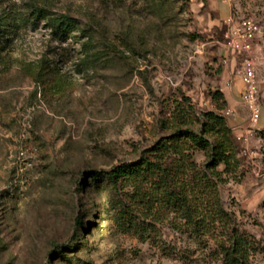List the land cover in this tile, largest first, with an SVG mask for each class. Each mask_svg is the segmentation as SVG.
Segmentation results:
<instances>
[{
    "label": "rangeland",
    "instance_id": "374dc122",
    "mask_svg": "<svg viewBox=\"0 0 264 264\" xmlns=\"http://www.w3.org/2000/svg\"><path fill=\"white\" fill-rule=\"evenodd\" d=\"M41 15L86 30L90 64L87 38L56 37ZM231 17L254 19L264 42V0H0V264H223L221 230L199 238L172 209L148 210L133 184L105 176L197 131L209 112L224 117L238 160L218 185L222 207L254 241L249 263L264 264V49L252 125L244 57L226 58ZM124 208L137 228L122 224Z\"/></svg>",
    "mask_w": 264,
    "mask_h": 264
},
{
    "label": "trees",
    "instance_id": "16d2710c",
    "mask_svg": "<svg viewBox=\"0 0 264 264\" xmlns=\"http://www.w3.org/2000/svg\"><path fill=\"white\" fill-rule=\"evenodd\" d=\"M41 16L47 19L56 37L83 34L87 41L82 44V65L91 62L92 44L86 30L67 16ZM231 135L224 117L209 112L204 114L197 131L178 130L171 137L161 139L148 152L149 156L145 154L136 163L119 165L105 176L114 185L120 181L133 184L135 199L148 210L160 204L172 209L199 238L221 230L217 245L223 264H250L252 252L256 250L254 241L235 228L232 216L222 207L218 189L219 184L227 182L223 176L231 173L232 164L238 163ZM186 145L190 147L186 149ZM190 150L204 152L207 162L201 166L196 164ZM221 165L223 171H219ZM91 178L99 182L100 174L95 173ZM121 216L122 224L137 228L134 213L124 208ZM78 224L82 222L78 220Z\"/></svg>",
    "mask_w": 264,
    "mask_h": 264
},
{
    "label": "built area",
    "instance_id": "2783aa9c",
    "mask_svg": "<svg viewBox=\"0 0 264 264\" xmlns=\"http://www.w3.org/2000/svg\"><path fill=\"white\" fill-rule=\"evenodd\" d=\"M231 1V0H228ZM228 31L225 35V50L228 53H239L244 56L241 80L244 84L242 105L249 113L250 123L258 124L261 118L260 90L257 81V56L264 49V42L260 45L258 39L261 34L260 25L251 18L228 21ZM232 110H226V117L233 116Z\"/></svg>",
    "mask_w": 264,
    "mask_h": 264
},
{
    "label": "crops",
    "instance_id": "0c3cea01",
    "mask_svg": "<svg viewBox=\"0 0 264 264\" xmlns=\"http://www.w3.org/2000/svg\"><path fill=\"white\" fill-rule=\"evenodd\" d=\"M226 52V51H225ZM232 55H237V56H241V57H244L242 54H239V53H228L226 52V58L227 56H232ZM257 78H258V75H257ZM237 97H236V93L232 92L229 94V101L232 103V104H237ZM245 109V108H244ZM232 117H234V119L231 121V124L232 126H237L238 124L241 123V120L237 117V114H234ZM262 121V120H261ZM262 124V122H261Z\"/></svg>",
    "mask_w": 264,
    "mask_h": 264
}]
</instances>
